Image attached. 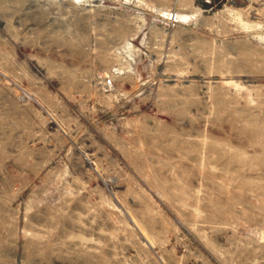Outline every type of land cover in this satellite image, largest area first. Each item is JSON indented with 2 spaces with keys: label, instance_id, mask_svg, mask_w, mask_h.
<instances>
[{
  "label": "rangeland",
  "instance_id": "1",
  "mask_svg": "<svg viewBox=\"0 0 264 264\" xmlns=\"http://www.w3.org/2000/svg\"><path fill=\"white\" fill-rule=\"evenodd\" d=\"M0 264H264V0H0Z\"/></svg>",
  "mask_w": 264,
  "mask_h": 264
}]
</instances>
